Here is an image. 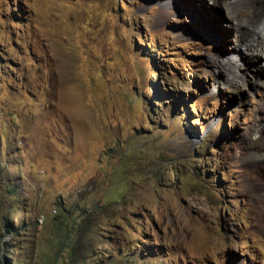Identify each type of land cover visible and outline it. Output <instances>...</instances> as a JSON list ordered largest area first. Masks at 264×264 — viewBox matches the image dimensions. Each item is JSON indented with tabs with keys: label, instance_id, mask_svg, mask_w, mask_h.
Wrapping results in <instances>:
<instances>
[{
	"label": "rangeland",
	"instance_id": "1",
	"mask_svg": "<svg viewBox=\"0 0 264 264\" xmlns=\"http://www.w3.org/2000/svg\"><path fill=\"white\" fill-rule=\"evenodd\" d=\"M261 27L264 0H0V264H264Z\"/></svg>",
	"mask_w": 264,
	"mask_h": 264
},
{
	"label": "bare ground",
	"instance_id": "2",
	"mask_svg": "<svg viewBox=\"0 0 264 264\" xmlns=\"http://www.w3.org/2000/svg\"><path fill=\"white\" fill-rule=\"evenodd\" d=\"M258 34L257 36H259L257 42L254 41L252 43V47H251V50L253 51H258L262 56H263V60H264V27H261L259 30H258ZM255 37V36H254ZM256 39V38H255ZM250 42V41H249ZM251 43V42H250ZM246 58V57H245ZM264 66V64H263ZM237 72V71H236ZM261 139V138H260ZM263 145H264V142H263ZM262 145V146H263Z\"/></svg>",
	"mask_w": 264,
	"mask_h": 264
}]
</instances>
